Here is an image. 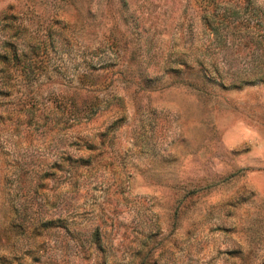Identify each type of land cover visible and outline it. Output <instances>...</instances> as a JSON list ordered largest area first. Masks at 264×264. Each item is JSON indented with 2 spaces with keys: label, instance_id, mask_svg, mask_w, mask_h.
<instances>
[{
  "label": "rangeland",
  "instance_id": "rangeland-1",
  "mask_svg": "<svg viewBox=\"0 0 264 264\" xmlns=\"http://www.w3.org/2000/svg\"><path fill=\"white\" fill-rule=\"evenodd\" d=\"M227 2L0 0V264H264V0Z\"/></svg>",
  "mask_w": 264,
  "mask_h": 264
},
{
  "label": "trees",
  "instance_id": "trees-1",
  "mask_svg": "<svg viewBox=\"0 0 264 264\" xmlns=\"http://www.w3.org/2000/svg\"><path fill=\"white\" fill-rule=\"evenodd\" d=\"M248 4L249 3H247L246 6L244 5L242 7H239L234 2H232V3L227 2V3H225L224 5L221 6V3H218V4L215 5L214 4V0H200V9H201V12H202V21H203L204 25L207 27V29H209L213 33H217L216 27H215L216 13L210 11L209 8H210L211 5L214 6V10L213 11H215L216 9L219 8L220 12H222L221 15H224L227 12H231L235 17H238L239 15L244 13V11L246 10V7H247ZM223 20H225V19H223ZM223 22L224 21H222L221 23H223ZM255 76H256L255 80H258V81H263L264 80V73H257ZM238 259L243 260L242 257H239V256H238Z\"/></svg>",
  "mask_w": 264,
  "mask_h": 264
}]
</instances>
